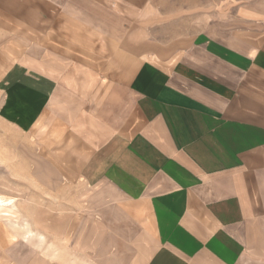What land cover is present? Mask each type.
<instances>
[{"label": "crops", "instance_id": "1", "mask_svg": "<svg viewBox=\"0 0 264 264\" xmlns=\"http://www.w3.org/2000/svg\"><path fill=\"white\" fill-rule=\"evenodd\" d=\"M0 87L2 123L91 151L124 264L264 256V0H0Z\"/></svg>", "mask_w": 264, "mask_h": 264}, {"label": "rangeland", "instance_id": "2", "mask_svg": "<svg viewBox=\"0 0 264 264\" xmlns=\"http://www.w3.org/2000/svg\"><path fill=\"white\" fill-rule=\"evenodd\" d=\"M45 116L31 129L0 121V199L11 202L0 207V264H124L138 227L118 198L82 177L91 151L76 131Z\"/></svg>", "mask_w": 264, "mask_h": 264}, {"label": "bare ground", "instance_id": "3", "mask_svg": "<svg viewBox=\"0 0 264 264\" xmlns=\"http://www.w3.org/2000/svg\"><path fill=\"white\" fill-rule=\"evenodd\" d=\"M8 203V204H7ZM5 202V201H2L1 199H0V207H4V206H8V205H10L11 204V202Z\"/></svg>", "mask_w": 264, "mask_h": 264}]
</instances>
